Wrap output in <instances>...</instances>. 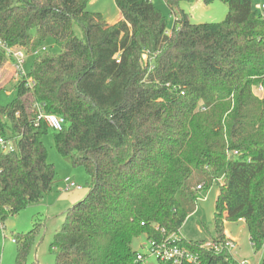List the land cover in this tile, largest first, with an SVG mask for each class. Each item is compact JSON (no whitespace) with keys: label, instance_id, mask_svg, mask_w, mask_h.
<instances>
[{"label":"trees","instance_id":"obj_1","mask_svg":"<svg viewBox=\"0 0 264 264\" xmlns=\"http://www.w3.org/2000/svg\"><path fill=\"white\" fill-rule=\"evenodd\" d=\"M114 1L122 25L90 12L91 0H0V43L31 55L52 38L62 50L40 52L15 100L0 105V135L18 145L0 153V221L52 192L56 168L44 144L52 132L61 156L89 176L87 196L53 237L55 264H136L134 240L179 234L197 188L210 189L221 172L215 238L226 239V222L243 220L260 251L264 92L255 90H264V19L254 0H204L225 3L228 14L199 25L180 8L196 0H165L177 17L171 31L152 0ZM7 63L0 46V71ZM36 103L64 117V129L36 127ZM40 230L15 238L16 264H36L29 256ZM178 243L209 264H231L201 242Z\"/></svg>","mask_w":264,"mask_h":264},{"label":"rangeland","instance_id":"obj_2","mask_svg":"<svg viewBox=\"0 0 264 264\" xmlns=\"http://www.w3.org/2000/svg\"><path fill=\"white\" fill-rule=\"evenodd\" d=\"M257 3H264V0H254V4ZM153 4L167 18L168 31H171L175 18L166 1L153 0ZM180 8L191 15V22L196 25L221 23L226 19L228 14V6L221 1H214L207 5L204 3V0H196L192 4L183 3ZM88 10L101 14L109 23L119 22L122 25L125 22L114 0H91ZM74 31L78 37L82 38L83 33L79 26L75 25ZM125 36L126 32L124 31L123 38ZM44 48L45 50L43 51ZM37 50L54 55L60 54L62 51L52 38H48ZM28 55L24 64L26 74L31 72L36 60L35 56ZM17 82L18 78L12 66L7 63L0 71L1 106H7L15 100L17 96ZM255 93L259 95L257 91ZM44 144L49 154V162L56 168L53 190L39 203L30 205L19 214L11 216L4 223H0L1 264H16L18 244L14 240L30 232L36 224L41 225V230L35 241L33 251L29 256V261L36 264H55V255L50 252L53 237L61 231L66 219L67 210L84 200L89 192V176L85 167L73 166L61 156L55 147L52 132L45 136ZM67 178H70L71 182L76 183L81 189L73 188L66 191L65 180ZM224 180L225 173L221 172L218 175L217 182L210 189L199 192L196 211L188 217L182 226L178 234L180 239L204 242L216 237V202ZM225 230L231 234L234 241L238 244L237 250L234 251L235 259H247L250 264H264V246L260 251L255 250L250 242L245 222L228 221L225 223ZM226 238L228 237L226 236ZM133 248L136 252L147 255V236L141 235L136 238ZM148 263L159 264L153 257H149Z\"/></svg>","mask_w":264,"mask_h":264},{"label":"built area","instance_id":"obj_3","mask_svg":"<svg viewBox=\"0 0 264 264\" xmlns=\"http://www.w3.org/2000/svg\"><path fill=\"white\" fill-rule=\"evenodd\" d=\"M153 1V0H152ZM254 8L259 12L261 17L264 19V3L254 4ZM174 23L177 21V17L174 15ZM0 46L4 49L5 54L8 58V63L12 66L18 81L25 79L28 74L24 71V64L27 57V52L20 47H8L5 44L0 43ZM45 48L43 49V51ZM41 51L36 50L31 55L37 56ZM34 83L28 81L27 86H33ZM260 94L264 92L262 87L256 89ZM35 110V126L39 127L42 123L45 124L51 131L60 132L64 129L66 125V120L62 116L47 113L45 111L44 105L36 103L34 105ZM18 149L17 139L6 138L0 135V153L11 154L16 152ZM66 191L73 188L81 189L76 183L71 182L70 178L65 180ZM203 189L201 186L197 188L198 192ZM0 223H2L0 221ZM4 225V224H2ZM159 228H157L158 230ZM165 234V230H162ZM180 237L178 234H171L165 237L163 240H148V254L138 253L136 257V264H149V257L155 258L158 263L162 262L165 264H209L207 259H203L199 254L193 252L192 250L182 247L180 243ZM15 242V240H14ZM201 250L209 252L214 255H226L232 259H224L225 262L233 264H250L247 259H235L234 251L237 250L238 244L230 239L226 238L224 241H219L213 238L209 241L201 242ZM1 264V259H0Z\"/></svg>","mask_w":264,"mask_h":264},{"label":"crops","instance_id":"obj_4","mask_svg":"<svg viewBox=\"0 0 264 264\" xmlns=\"http://www.w3.org/2000/svg\"><path fill=\"white\" fill-rule=\"evenodd\" d=\"M126 30H127V37H130V33H131V28H130V26L128 25V24H126ZM128 40H129V38H128ZM128 40H126V43L128 42ZM240 221H243V220H240ZM244 222V221H243ZM225 233H226V236L228 237V238H232V236H231V234L229 233V232H227V231H225ZM233 239V238H232ZM234 240V239H233Z\"/></svg>","mask_w":264,"mask_h":264},{"label":"water","instance_id":"obj_5","mask_svg":"<svg viewBox=\"0 0 264 264\" xmlns=\"http://www.w3.org/2000/svg\"><path fill=\"white\" fill-rule=\"evenodd\" d=\"M233 157H234V156H233V154H231V155H230V159L232 160V159H233Z\"/></svg>","mask_w":264,"mask_h":264}]
</instances>
